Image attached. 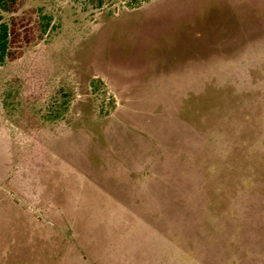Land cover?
I'll list each match as a JSON object with an SVG mask.
<instances>
[{"label": "rangeland", "instance_id": "374dc122", "mask_svg": "<svg viewBox=\"0 0 264 264\" xmlns=\"http://www.w3.org/2000/svg\"><path fill=\"white\" fill-rule=\"evenodd\" d=\"M12 17L49 25L0 66V264H264V0Z\"/></svg>", "mask_w": 264, "mask_h": 264}, {"label": "trees", "instance_id": "16d2710c", "mask_svg": "<svg viewBox=\"0 0 264 264\" xmlns=\"http://www.w3.org/2000/svg\"><path fill=\"white\" fill-rule=\"evenodd\" d=\"M22 3V0H0V11L5 13H16ZM50 20V19H48ZM49 21L42 26H25L14 17L10 19L9 24L0 22V66L8 59H14L18 49L23 43L32 41L37 32L38 39L48 27Z\"/></svg>", "mask_w": 264, "mask_h": 264}]
</instances>
